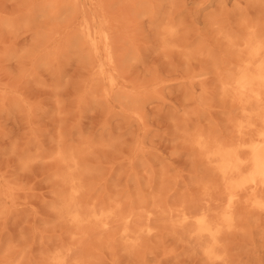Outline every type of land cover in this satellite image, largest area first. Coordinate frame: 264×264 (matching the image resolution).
Instances as JSON below:
<instances>
[{
  "label": "rangeland",
  "instance_id": "obj_1",
  "mask_svg": "<svg viewBox=\"0 0 264 264\" xmlns=\"http://www.w3.org/2000/svg\"><path fill=\"white\" fill-rule=\"evenodd\" d=\"M250 36L264 0H0V264H264V209L219 258L192 217L224 208L196 141H237Z\"/></svg>",
  "mask_w": 264,
  "mask_h": 264
},
{
  "label": "bare ground",
  "instance_id": "obj_2",
  "mask_svg": "<svg viewBox=\"0 0 264 264\" xmlns=\"http://www.w3.org/2000/svg\"><path fill=\"white\" fill-rule=\"evenodd\" d=\"M246 43L248 51L243 63L240 64L234 75L228 77L223 86L226 92L234 87L233 98L242 105L246 112L245 118L236 125L237 141L225 145H210L201 136L196 141L197 145L205 150L209 157L216 160V168L225 181L224 203L222 202L223 198L221 201L218 200L221 205H224V208L217 217L214 219L210 217V210H214L215 206L216 208L220 207L218 202L212 204L213 201H216L213 200L215 197L211 198L212 202L211 200L207 202V204L210 203V206L215 205L212 206L213 208L206 207L207 210H205L203 205L206 204H202L201 208L203 209L200 210V213L199 208H196L198 212L190 210V212H197V214L193 212L195 216L190 215V218L194 217L196 232L210 237V242L204 247V253L213 258L220 257L216 252V246L222 230L234 227L233 210L236 203L242 201L252 207L264 209V40L250 36ZM184 212L188 214L187 211ZM181 213H178L179 215L175 213V217L179 216L178 220L181 219ZM70 214L73 221L80 222L82 220L78 212ZM133 220L135 219L133 218ZM126 222L124 225L130 221ZM129 224L127 228L131 227L133 221ZM124 232L127 233L128 229H124Z\"/></svg>",
  "mask_w": 264,
  "mask_h": 264
}]
</instances>
